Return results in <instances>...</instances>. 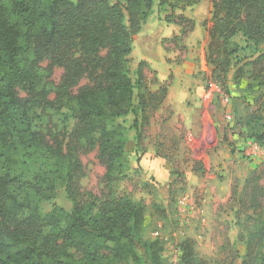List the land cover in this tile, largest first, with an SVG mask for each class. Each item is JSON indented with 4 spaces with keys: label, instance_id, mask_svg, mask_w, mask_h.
<instances>
[{
    "label": "trees",
    "instance_id": "obj_1",
    "mask_svg": "<svg viewBox=\"0 0 264 264\" xmlns=\"http://www.w3.org/2000/svg\"><path fill=\"white\" fill-rule=\"evenodd\" d=\"M199 1L157 0L156 6L169 11L165 21L185 35L195 22L183 13ZM154 3L0 0V264H158L156 256L146 260L148 246L135 234L144 208L110 187L123 167L129 127L139 145L148 113L167 93L165 84L154 91L146 84L144 60L136 78L130 69L133 36ZM213 4L209 49L213 42L229 46L236 35L249 45L264 43V0ZM232 45L223 62L211 60L213 74L226 71L227 57L242 49ZM263 60L260 52L249 76L258 86L263 81L255 64ZM56 69L61 74L50 97L45 81ZM242 74L240 69L235 78ZM215 78L224 83L220 74ZM59 114L63 119L55 120ZM69 119L74 121L70 129L64 124ZM257 138L263 141L264 132ZM95 146L105 168L100 194L80 185L85 176L80 154ZM258 180L251 176L237 196L258 233L246 241L242 264H264V186ZM59 183L72 200L71 211L54 205L43 211L42 201H51ZM193 243L191 238L181 242L180 264H206L196 257Z\"/></svg>",
    "mask_w": 264,
    "mask_h": 264
},
{
    "label": "rangeland",
    "instance_id": "obj_2",
    "mask_svg": "<svg viewBox=\"0 0 264 264\" xmlns=\"http://www.w3.org/2000/svg\"><path fill=\"white\" fill-rule=\"evenodd\" d=\"M214 1L200 0L183 14L195 22L192 13L197 5L204 3L210 7L206 19L209 20L211 11L215 10ZM156 2L140 31L133 36L132 77L136 78L134 71L144 60L146 65L142 66V72L149 88L154 91L162 84L168 86L172 81L169 74L172 67L183 62L185 55H190L205 86L212 78L220 91L213 90L202 106L205 125L201 129L204 131L189 139L190 145L186 130L176 120L173 122V111L164 103L148 113V122L143 123L140 131L139 145L134 140V128L129 127L127 141L131 139L133 146L129 148L126 143L123 167L120 173H114L110 187L144 208L143 220L135 234L148 246L147 261L156 256L158 264H180L179 246L183 240L191 238L196 257L206 264H242L246 241L253 232L255 235L250 239L255 240L258 233L256 224L248 220L250 211L240 210L237 196L251 176H258L264 186V140L257 138L264 132V60L255 64L263 84L258 86L259 80L249 77L255 58L264 52V43L249 45L242 36L236 35L230 39L229 46L213 42L214 46L209 49L210 20L206 26L197 22L191 31L182 35L179 25L165 21L169 11H158ZM183 25L188 26L186 22ZM233 43L242 49L227 57L230 66L226 71L216 69L211 74L216 66L211 60L223 62L224 53ZM240 69L243 74L236 79ZM60 74L61 70L56 69L45 81L50 97ZM158 74L168 75L159 81ZM217 74L225 79L224 83L215 78ZM227 80L234 81L235 96L227 94ZM249 85L251 88H247ZM54 119L63 117L59 114ZM131 120L132 116H128L122 125L130 126ZM64 124L70 129L74 121L69 119ZM212 124L223 125V133H215ZM212 153L217 154L219 164L218 159L210 162ZM80 160L85 169V176L80 180L82 189L100 194L105 186V168L99 162L96 146L80 154ZM53 205L66 212L72 209V200L63 183L56 186L51 201H42L43 211H49ZM261 253L264 254L263 244Z\"/></svg>",
    "mask_w": 264,
    "mask_h": 264
},
{
    "label": "crops",
    "instance_id": "obj_3",
    "mask_svg": "<svg viewBox=\"0 0 264 264\" xmlns=\"http://www.w3.org/2000/svg\"><path fill=\"white\" fill-rule=\"evenodd\" d=\"M192 14L195 24L199 22L202 25L210 15V7L201 3L196 6ZM210 73L212 74V70ZM169 74L172 76V81L167 86V93L163 103L164 105L169 106L173 111V122L176 120V122L186 130L187 142L188 145H190L189 139H192V137L194 139L196 133L204 131V129H201L203 125H205L202 106L205 104L206 99L210 97V94L213 93V90H215L216 93L220 90L218 89V86L214 84V81H212L211 76H209L211 79L208 86H205V81H203L204 78L198 74V70L196 69L195 63L190 55H185L183 62L179 64L175 63V67H172ZM167 75L168 74H158L159 81L165 80ZM233 82L229 81L227 85L226 92L229 96H235L233 93V89H235L233 88ZM221 96L225 101V95L221 93ZM223 127V125L219 127L214 125L213 130L215 133L222 132ZM241 140L239 143H241ZM127 146H129V148L133 146V141L131 139L127 141ZM210 158L212 159L210 162L214 159H218L216 153H212ZM216 163L219 164V159Z\"/></svg>",
    "mask_w": 264,
    "mask_h": 264
}]
</instances>
